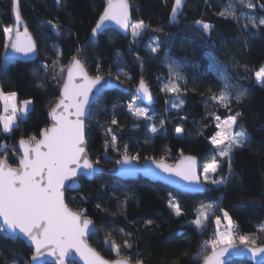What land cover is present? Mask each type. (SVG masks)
Returning a JSON list of instances; mask_svg holds the SVG:
<instances>
[{
    "label": "trees",
    "instance_id": "trees-1",
    "mask_svg": "<svg viewBox=\"0 0 264 264\" xmlns=\"http://www.w3.org/2000/svg\"><path fill=\"white\" fill-rule=\"evenodd\" d=\"M105 2L61 0L57 6L56 0H18L20 16L37 43V56L29 62L12 60L0 74V89L17 92L18 103L28 99L33 103L18 127L9 133L0 129V145H7L0 157L7 153L9 164L17 165L18 140L37 137L48 126L47 113L59 96L73 57L85 63L90 75L116 77L126 87L134 88L143 78L155 98L153 105L146 106L152 119L131 115L128 105L138 99L131 92L108 91L92 106L85 139L93 162L99 160L102 167L112 169L127 145L130 155H139L138 161L148 157L173 163L181 156L193 155L201 170L215 150L210 139L218 129L214 116L224 119L237 111L241 115L233 133H245L249 144L235 150L231 168L227 158L221 159L217 177H227V183L206 184L202 193L179 192L141 177L126 181L108 175H98L92 181L80 179L79 190L66 192V203L83 211L97 227L98 233L89 237L90 244L107 259L127 256L143 264H200L202 258L193 257L201 252L210 233L197 231L189 222L195 219L199 205L214 201L219 212L229 213L237 234L253 235L256 244H264V227L257 226L264 221V84L254 80V73L264 66V26L254 29L249 23L245 28L243 18L217 15L232 2L240 17L244 6L238 0H187L173 23H169L173 0H128L132 23L142 20L149 26L139 46L131 40L129 30L121 34L111 28L92 41L91 30ZM252 2L251 14L258 22L264 18V0ZM48 20L60 25L59 34L46 25ZM197 20L211 24V29L205 32ZM5 26H13L12 0H0V64L5 62ZM160 27L163 32L153 31ZM153 36L159 38L156 53L146 45ZM173 62L183 76L178 81V95L184 103L178 108L172 106L173 102L179 104L177 93L161 91L171 79L169 64ZM220 65L231 77L228 83L234 85L230 89L233 97L247 90L240 102L232 100L231 111L211 99L224 87ZM114 119L117 124H112ZM150 125L157 129L155 133ZM177 127L182 133L176 132ZM113 135L118 151L111 147ZM170 194L181 205L180 217L168 208ZM124 241L131 247H124ZM113 242L120 245L119 256L110 247ZM31 252L21 239H0V264H29Z\"/></svg>",
    "mask_w": 264,
    "mask_h": 264
},
{
    "label": "snow or ice",
    "instance_id": "snow-or-ice-1",
    "mask_svg": "<svg viewBox=\"0 0 264 264\" xmlns=\"http://www.w3.org/2000/svg\"><path fill=\"white\" fill-rule=\"evenodd\" d=\"M238 2L248 9L255 7L252 0H238ZM56 3L57 6H60L61 0H56ZM182 4L183 0H173L169 16L170 22L175 21ZM129 8L128 0H106L103 11L91 30L92 36L98 35L106 22H114L125 31L131 29L134 42L142 39L149 26L142 20L132 23L129 17ZM12 12L16 27L14 30L12 27L5 26L2 30L6 60L0 64V74L7 71L8 65L12 62L13 58L7 56L9 50L25 58L35 54L38 50L37 43L29 29L25 26L23 31H20L22 20L18 0H12ZM236 12L235 4L230 2L226 9H222L217 15L224 18H243L246 20L245 28L249 23L254 29L264 26V18H260L257 22L252 16H247L244 13L237 17ZM45 23L59 34L60 25L58 23L53 20H48ZM196 24L202 25L205 32H208L212 27L211 24L201 20H197ZM153 31L163 32V27L153 29ZM149 39L148 47L153 53H156L159 50V38L150 37ZM99 69L100 65L97 64V70L99 71ZM218 70L224 79V87L220 89L219 94L213 93L211 99L231 111L232 100L240 102L247 90L242 89L233 97L230 89L234 85L228 83L231 77H228L224 66H218ZM61 72H63V68ZM169 73L171 79L161 88V91L177 93L176 99L179 100V104L173 102L172 106L178 108L184 103L178 95L180 91L178 81L182 80L183 76L175 68L174 62L169 64ZM254 75L257 82L264 83V66H261ZM77 78H79V82H77ZM101 80L100 75L90 77L85 63L81 59L73 57L71 66L67 68V79L60 87L59 98L49 112L52 119L51 125L40 131V139L33 135L18 141L20 154L16 167L9 164L7 153L0 157V239L15 241L26 238L35 250L30 261L37 260L44 250H51L49 254L58 253L57 260L59 264H63V258L71 250H75L84 264H132L127 256L123 259L108 261L95 249L88 247L85 236L94 230L93 222L86 217L83 211L74 212L65 203V182L73 181V178L80 174L92 175L95 171L82 146L85 143L83 118L91 101L93 89L101 83ZM137 90L143 93L146 98L151 99L150 88L143 78L139 81ZM17 95L15 91L5 92L0 89V102L4 106L3 114H0V129L4 133H9L18 127V121L26 118L33 103L31 99H28L20 102L18 106ZM128 110L137 118L151 119L148 110L139 107L136 102L129 104ZM240 115L241 113L237 111L222 122L219 116H214L217 122L216 127L221 130L210 138L215 150L209 162L204 165L202 173L204 183L226 184L227 177L216 178L221 159L227 158L229 168H231L235 150L248 146L249 137L245 133H233V127L238 123ZM161 123L164 122L161 121ZM112 124H117V121L112 120ZM151 131L155 133L157 129L152 127ZM182 131V128H176L178 134ZM105 147L107 150L109 145L106 143ZM111 147L114 151H118L114 135ZM5 148L7 145H0V151ZM139 159V155H130L127 145H125L116 164L129 165L132 161ZM96 163L98 164L99 160ZM152 163L161 172L185 182L184 186L198 190L195 186L200 185L201 174H198L196 157H182L175 166L166 164L163 158L160 161L153 159ZM124 171L128 172L131 169ZM99 207L98 204L97 208ZM216 207L214 204L201 205L195 219L190 221V225H194L197 231L203 233L207 227L206 222L215 215ZM168 208L176 217L183 214L181 205L171 197V194ZM220 211L223 213V221L227 222L225 230H220L221 216L215 215L217 227L213 238L204 241L201 245V252L193 257V259L202 258L203 264H226L225 254H241V249L234 242V222L227 211L223 209ZM147 223L151 224L152 221L149 220ZM239 241L245 246L244 250L251 253L253 258L264 254V246H253L256 245L254 238L240 235ZM105 243L107 244V241ZM110 247L117 256L120 255V245L113 242ZM124 247L130 248L131 245L124 241ZM209 247L211 248L210 253L208 252ZM135 264H143V261L137 259ZM261 264H264V259Z\"/></svg>",
    "mask_w": 264,
    "mask_h": 264
},
{
    "label": "water",
    "instance_id": "water-1",
    "mask_svg": "<svg viewBox=\"0 0 264 264\" xmlns=\"http://www.w3.org/2000/svg\"><path fill=\"white\" fill-rule=\"evenodd\" d=\"M187 0H183V4H182V7L179 11V13L177 14L176 18L178 17V15H180L181 11L183 10V7L184 5L186 4ZM172 8V7H171ZM171 13V11H170ZM13 14V12H12ZM170 16V15H169ZM129 17H130V21L132 22V18H131V13H130V9H129ZM99 18V17H98ZM22 20V18H21ZM98 20V19H97ZM176 20V19H175ZM169 23H173V22H170L169 20ZM96 24V23H95ZM27 27V25L24 23V21L22 20V23L20 25V31H23V28L24 27ZM15 20H14V16H13V26L12 28L15 30ZM28 28V27H27ZM114 29L115 31L121 33V34H124L126 33L127 31L121 29L119 26H117L114 22H106L104 27L100 30V32L98 33V35L100 33H102L104 30L106 29ZM51 30L55 33V35H57V32L55 30H53L51 28ZM30 32V31H29ZM31 34V33H30ZM96 35L95 37L92 36V32H91V37L90 39L93 41L95 40V38L98 36ZM136 46H139L140 44V40L138 42H135ZM7 56L8 57H12L13 59L12 60H16V61H22V62H29V61H32L33 59L36 58L37 56V52L27 58L21 56L20 54H17V53H12L10 50L9 52L7 53ZM2 59L3 60H6V54H5V51H4V54L2 56ZM79 59V58H78ZM71 66V63L70 65ZM68 66V67H69ZM89 74V73H88ZM90 77H94L96 75H90ZM102 77V80H101V83L99 85L96 86V88L93 89V93L91 95V101L87 107V112H86V115L85 117L83 118L84 120V137L86 135V121H87V118L90 114V111H91V108L92 106L102 97V95L108 91H112V90H117V91H121V92H124V93H128V92H131L133 93L139 100L141 103H143V105L145 106H151L155 103V98H154V95L150 89V93H151V99H148L144 96L143 93L139 92L137 90V86L139 84V81L141 79H139L138 83L136 84V86L134 88H130V87H126L124 86L122 83H120L117 79L115 78H111L109 76H106V77ZM67 79V69H66V72H65V77H64V80ZM63 80V82H64ZM77 82H79V78H77ZM63 84V83H62ZM147 84V83H146ZM148 85V84H147ZM150 88V87H149ZM59 95H60V92H59ZM59 98V96H58ZM57 98V99H58ZM56 99V101H57ZM55 101V103H56ZM54 103V105H55ZM53 105V106H54ZM52 106V107H53ZM51 107V108H52ZM51 108L49 109L48 113H47V118H48V121H49V124L47 127H49L52 123V119L51 117L49 116V112L51 110ZM37 139H40V136L38 135L36 137ZM19 141V140H18ZM85 149V152L87 154V158L89 159L90 162H92L93 164V167L95 169L94 173L92 175H85V174H80L78 175L77 177L73 178V181H66V188L64 190V197H65V203H66V192H74V191H77L80 189V179H86L87 181H92L96 176L98 175H108V176H111V177H114V178H117L119 180H123V181H126V180H135V179H138L139 177L143 178V179H146L148 181H151V182H157V183H161L163 185H166L174 190H177L179 192H185V193H192V194H196V193H202L205 191L206 189V184L201 180V183L200 185L198 186H195L198 190H192L191 187H186L184 186V183L183 181H180L179 178L177 177H174V176H168L167 174L161 172L159 169L155 168V165L152 163L153 161V158H148V159H144L142 161H132L131 164L129 165H118L116 164L114 168L112 169H106L104 167H102L100 164H97L95 162H93L90 158H89V155H88V151H87V145H86V139H85V143L84 145H82ZM16 149L18 151V153L20 154V149H19V144L17 142L16 144ZM188 156H192V157H195L193 155H184V156H181L180 158H178L175 162L173 163H169L167 161L164 160V162L166 164H169V165H172V166H175L181 159L182 157H188ZM156 161H160L161 159H155ZM196 160H197V163H198V174H199V171H200V162L198 160V158L196 157ZM11 165V164H10ZM18 165V163H17ZM17 165H11L12 167H16ZM125 169H131V171H128V172H125L124 170ZM79 171V170H78ZM67 204V203H66ZM68 205V204H67ZM68 207L74 211V212H78L74 209H72L69 205ZM88 218V217H87ZM90 219V218H88ZM91 220V219H90ZM92 221V220H91ZM93 222V221H92ZM94 225V230L90 231L86 236H85V240H86V243H87V246L92 248V249H95L89 242V237L92 235V234H97L98 233V229L97 227L95 226V224L93 223ZM24 243L25 245H27L28 247L31 248L32 252L29 256V264H45V263H50V264H59L58 260H57V256L59 255L58 253L56 254H52L50 255L49 252L51 250H44L43 251V254L38 256L37 260L35 261H30V257L35 253V250L34 248L32 247L31 245V242L28 241L26 238H20ZM235 244L237 245L238 248L241 249V254H232V255H228V254H225V260H226V264H230L234 261H246V262H249V263H252V264H261V261L262 259H264V254H261V256H258L256 258H253V256L251 255V253L247 252L246 250H244L245 246L240 244V241H234ZM253 246H264V244H256V245H253ZM96 250V249H95ZM97 251V250H96ZM211 251V250H210ZM209 251V253H210ZM98 252V251H97ZM100 253V252H99ZM102 255V254H101ZM103 256V255H102ZM104 257V256H103ZM105 258V257H104ZM124 257H116V258H113V259H107L105 258L106 260L108 261H115L117 259H123ZM71 263H75V264H84V261L80 258V256L75 252V250H71L64 258H63V264H71ZM132 264H135V262H132ZM200 264H203V260L201 261Z\"/></svg>",
    "mask_w": 264,
    "mask_h": 264
},
{
    "label": "rangeland",
    "instance_id": "rangeland-1",
    "mask_svg": "<svg viewBox=\"0 0 264 264\" xmlns=\"http://www.w3.org/2000/svg\"><path fill=\"white\" fill-rule=\"evenodd\" d=\"M253 10V8H251V9H248V8H245L244 7V11H243V13L245 14V15H247V16H252L253 14H251V11ZM253 17V16H252ZM12 27V26H11ZM129 32H130V36H131V40L133 41V37H132V34H131V29H129ZM154 37V36H153ZM149 43H150V39H148V41H147V47H148V45H149ZM259 70V69H258ZM257 70V71H258ZM116 78V77H115ZM254 80H255V82L258 84V85H262V84H264V83H260V82H257L256 81V79H255V75H254ZM168 82H165L164 84H163V86L165 85V84H167ZM157 96L158 97H161L162 96V93L161 92H158V94H157ZM24 101V100H23ZM23 101H21V102H23ZM133 102H136V104L139 106V107H141V108H146V106L145 105H143V104H141L140 103V100L139 99H133L132 101H131V103H133ZM0 104H1V108H2V114H3V103L2 102H0ZM17 104H18V106H19V103L17 102ZM32 107V105L30 106V108ZM147 109V108H146ZM131 113V112H130ZM131 115L134 117V118H136V119H142V118H144V117H139V118H137L136 116H134L132 113H131ZM148 115L149 116H151V119H152V117H153V114L150 112V113H148ZM224 119H226V118H224ZM224 119H221V122L224 120ZM152 127H154V126H152V125H150V130H151V128ZM221 129H217V132L218 131H220ZM216 132V133H217ZM233 132H234V127H233ZM151 133H153L152 131H151ZM204 168V167H203ZM203 168H201V170H200V173L199 174H201L200 175V178H201V180L204 182V180H203V175H202V173H203ZM216 178H218V177H216ZM205 184H208V183H205ZM207 204H214V205H216L217 206V201H214V202H211V203H207ZM207 204H201V205H207ZM201 205H199L198 206V208H197V210L198 209H200V207H201ZM197 210H196V214H197ZM215 215H219V216H221V218H222V223H221V225H220V230L221 231H224L225 230V226H226V221H223V213L220 211H218L217 210V208H215ZM215 215H213L206 223H207V227H206V230L205 231H209V233H210V239L211 238H213V235H214V233H215V231H216V224H215ZM190 223V222H189ZM194 226V225H193ZM211 226L213 227V230H212V228H211ZM259 228H262V227H264V221H262L261 223H259L258 225H257ZM195 227V226H194ZM209 228V229H208ZM240 235H244V234H237L236 232H235V228H234V232H233V236H234V241H239V236ZM245 236H249V237H252L253 238V235H250V234H247V235H245Z\"/></svg>",
    "mask_w": 264,
    "mask_h": 264
}]
</instances>
